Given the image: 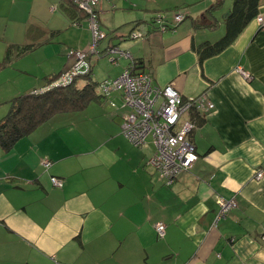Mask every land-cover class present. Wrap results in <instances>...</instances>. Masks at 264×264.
<instances>
[{
    "label": "crops",
    "instance_id": "1",
    "mask_svg": "<svg viewBox=\"0 0 264 264\" xmlns=\"http://www.w3.org/2000/svg\"><path fill=\"white\" fill-rule=\"evenodd\" d=\"M215 1H101L97 15L107 36L99 42L100 52L116 45L141 63L154 84L171 83L184 98L204 93L213 103L197 113L202 119L187 115L195 121L190 141L198 159L171 186L145 163L154 152L151 139L133 147L121 133L122 107L103 106L119 96L100 95L98 84L117 77L131 61L114 54L115 62L107 63L113 76L95 82L98 99L54 115L9 151L0 147V264H264V176L255 178L264 170V26L251 20L232 44L200 61L195 48L212 43L206 31L224 26L231 2L225 6L223 0L214 10L219 23L213 29H195L191 19ZM0 2L7 7H0V21L14 22L8 0ZM64 7L65 0H46L47 12L66 18L47 30L31 20L32 8L26 19L21 12L12 30L0 27V119L11 99L43 88L70 65L66 50L88 49L86 18L70 19ZM178 7L182 10L175 12L187 14V24L155 29L157 14L170 19L166 13ZM258 15L264 16V0ZM31 23L38 31H30ZM67 28L73 40L58 45L56 36ZM132 29L144 38H127ZM26 44L28 52L5 62L10 46ZM44 56L50 60L40 68ZM90 62L94 75L91 57ZM51 176L61 178L62 186L55 187ZM218 196H234L236 206L214 227ZM158 221L166 225L163 238L155 232Z\"/></svg>",
    "mask_w": 264,
    "mask_h": 264
},
{
    "label": "built area",
    "instance_id": "2",
    "mask_svg": "<svg viewBox=\"0 0 264 264\" xmlns=\"http://www.w3.org/2000/svg\"><path fill=\"white\" fill-rule=\"evenodd\" d=\"M82 9L89 24L88 30L91 35V43L88 49L70 48L67 56L71 60L70 65L59 74L50 84L45 87L33 90L34 93L42 92L54 86H64L73 81L79 75H83L91 70L90 54L96 56L101 54L110 56V60L115 62L114 54L127 57L131 63L117 77L104 79L98 86L103 96L111 93H118L121 101L120 107L127 108L128 112L122 117L120 124L121 133L127 138L133 147L144 146L148 139L154 146V152L145 163L151 166L158 174L166 186H171L176 177L183 172L189 171L198 159L195 146L190 141V135L195 128V123L190 118V111H206L213 108V103L207 99L206 94L184 98L181 92L171 83L164 87L154 84L151 75L146 70L136 68L133 59L127 51L120 49L116 45H109L103 52L97 49L100 41L107 36L100 26L97 7L102 0H72ZM185 13L174 12L169 19L164 13L157 14L153 19L155 29L165 32L176 26L184 19ZM255 21L259 27L264 26V16L257 15ZM77 26V23H73ZM127 38L142 39L144 34L137 30H131ZM239 74L246 80L250 79V74L241 67L237 68ZM111 107H117L116 102L109 100ZM48 161L44 162L47 168ZM264 170L258 169L255 178L261 179ZM50 180L55 187H61L63 181L57 176H51ZM236 206L235 197H217V210L215 212L213 226H217L219 220ZM157 237L163 238L166 225L158 221L154 225ZM264 241V235L261 237Z\"/></svg>",
    "mask_w": 264,
    "mask_h": 264
},
{
    "label": "trees",
    "instance_id": "3",
    "mask_svg": "<svg viewBox=\"0 0 264 264\" xmlns=\"http://www.w3.org/2000/svg\"><path fill=\"white\" fill-rule=\"evenodd\" d=\"M222 1L216 0L200 17L191 19L193 27L195 29H213L218 26L219 19L213 15V12L222 4ZM258 7L259 0H232L230 12L224 15L222 19L225 27L224 34L215 42H203L195 48L199 60L202 61L205 58L219 54L232 44L247 24L258 15ZM64 8L70 19H73L77 15L86 16L85 12L72 0H65ZM180 9L182 10V7L175 8L174 10ZM186 18H188L187 14L184 16V19ZM76 22L74 20L72 23ZM30 49L31 45L29 44L10 46L7 50L5 62L10 60L12 55H21ZM130 63L131 61L129 65ZM134 64L136 68L144 70L139 61H134ZM91 72L92 70L75 77L67 85L50 87L38 93L32 91L31 93L19 95L11 99L8 112L0 119L1 149L5 152L9 151L17 140L31 133L38 125L54 115L81 110L86 106L88 101L98 99L99 96L97 95L99 94L95 92L97 84L92 79ZM58 76L52 77L47 85ZM190 113L191 115L199 116L197 114L199 111L193 110Z\"/></svg>",
    "mask_w": 264,
    "mask_h": 264
},
{
    "label": "rangeland",
    "instance_id": "4",
    "mask_svg": "<svg viewBox=\"0 0 264 264\" xmlns=\"http://www.w3.org/2000/svg\"><path fill=\"white\" fill-rule=\"evenodd\" d=\"M230 2H232V0H226L225 6H227V4H230ZM8 6L11 7V9H12V16H13L14 22H11V20H8V19L7 20L2 19L0 21V27L6 29V31L12 30L13 28L17 27V23L21 17V12L24 11L23 18L26 19L27 18L26 16L28 14V9H30V8H32V10L36 14L35 15L36 17L31 18V20L41 24L43 26V28L46 30L49 29L53 24H55L59 19H62V21H66V18L64 15L59 14V13L51 14V13L46 11V9H45L46 8V0H26V1H24V0H8ZM0 7L7 8L3 4V2H0ZM227 9H226V11H227ZM173 11H175V10H173ZM166 14L171 16V13H166ZM187 23H188V21L186 19H184L181 21L180 24H187ZM82 25L89 27V24L86 22L83 23ZM29 29L32 32L38 31V28L36 27V25L34 23L29 24ZM79 29H82V28L80 26H77V31H79ZM223 32H224V26L222 25V23L216 29H214L212 31H206V33H208V35H209V39L211 40V42L216 41L219 38H221V35L223 34ZM217 33H219L220 35H219V37H217V39H214L213 35H215ZM39 34H41V33L39 32ZM2 36H4V35H2ZM81 37L84 39L85 36H81ZM44 38H46V35H44L43 37L41 36L40 38H38V40H44ZM33 40L37 41V39H35V38H33ZM56 40L58 42V45H60L61 42L64 40L72 41L73 37H72L71 31L68 28L62 30L56 36ZM69 44L70 43H67L66 45H69ZM99 44L100 43H98L97 47L99 46ZM72 48H75V47H72ZM76 49L81 50V47L77 46ZM40 52H41V50H40ZM66 53H67V50H66ZM101 55H103V57L107 56L104 54H101ZM90 57H91L92 63H94V65H93L94 75H92V76H93L95 82H100L102 80L103 76H105V77H107V76L112 77L113 76L111 71L108 69V64H107V63H111L110 56H108L106 58H100L97 60V56L94 53H91ZM25 58L28 61H30L32 63V65L38 64L37 61L35 60V55H28ZM25 58H24V61H25ZM49 60H50V58H46L44 56L42 58L41 63H39V64H41L39 67L44 68V66H46L48 64ZM106 60H107V62H104ZM94 68H95V70H94ZM97 69H98V72L96 73L95 71H97ZM10 71H11V69H10ZM113 100L117 103V105L121 104V101L119 98H113ZM7 106H8L7 103H6V105L2 104V107H4V108H6ZM103 106L105 108H108L110 105L106 101V103L103 104ZM121 109H122L123 114L128 112L127 108H121Z\"/></svg>",
    "mask_w": 264,
    "mask_h": 264
},
{
    "label": "water",
    "instance_id": "5",
    "mask_svg": "<svg viewBox=\"0 0 264 264\" xmlns=\"http://www.w3.org/2000/svg\"><path fill=\"white\" fill-rule=\"evenodd\" d=\"M230 12V9H227V11H226V14H228ZM224 18V17H223Z\"/></svg>",
    "mask_w": 264,
    "mask_h": 264
},
{
    "label": "clouds",
    "instance_id": "6",
    "mask_svg": "<svg viewBox=\"0 0 264 264\" xmlns=\"http://www.w3.org/2000/svg\"><path fill=\"white\" fill-rule=\"evenodd\" d=\"M45 87V86H44Z\"/></svg>",
    "mask_w": 264,
    "mask_h": 264
}]
</instances>
